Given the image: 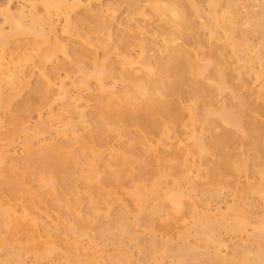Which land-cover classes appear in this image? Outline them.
<instances>
[{
  "label": "rangeland",
  "instance_id": "rangeland-1",
  "mask_svg": "<svg viewBox=\"0 0 264 264\" xmlns=\"http://www.w3.org/2000/svg\"><path fill=\"white\" fill-rule=\"evenodd\" d=\"M49 1L53 0H0V38H2V33H8L6 35L8 41H10L6 48L0 42V88L6 89L7 94L18 92L17 101H15L17 103L27 97L39 83L43 84V81H45L48 88L45 87L49 91H47L49 94L47 95L48 99H52L47 100L48 102L45 101V104H43L44 102L38 105L35 104L36 107H33L28 113L29 117L26 121L27 127L29 126L28 130H17L18 133L14 132L15 134L13 133L14 135L11 138H7V132L12 127L10 123L7 120L0 123V158L5 153L10 158L18 159L25 155L26 152L28 153L32 150L35 152L45 146V144L57 139H70L71 142L75 143L79 135H83L93 129L91 121L92 112L98 102L95 99L96 95L105 94V97L109 98V95L104 93L102 86L110 88L109 90L111 91L114 90V93L119 95H122L124 93L122 91L126 89L124 88L126 84L116 80V73L122 64L120 59L122 53H124V49L120 48V46L118 47L119 39H116L120 33L126 34L130 30L132 32H129L132 35L136 34V37H138H134L133 46L127 48V52L133 61L134 68L132 65L131 68L137 76H142L145 71L149 72L148 69L150 67L154 70L157 69L160 56L162 55L161 58L166 59L169 55V51L165 49V44L171 37L169 35L172 29L169 28H172V26L168 23L166 24V20H161L153 11L154 3L156 1L161 2V0H139V2L136 1L138 4L135 2V4L133 2L128 4L127 1V4H123L122 2L121 6L114 11L115 14H113L112 10V6L116 2L114 0H66V5L61 7L47 6ZM166 1L162 0V4ZM212 1L181 0L186 7L190 8L187 11H190L191 17L196 20L201 40L206 43L209 40L216 46L224 47L229 55L226 56L228 59L225 58L226 62H229L235 73L239 72L246 79L247 86L241 87L240 90L238 89V98L234 99V103H238L240 98L247 95V97L250 96L249 100L255 105L264 106V77L260 79L256 77V72H259L264 64V0H241L237 2L238 16L236 15L231 21L234 29L232 28L231 34L227 33L229 35L226 34V29H224L226 28V23L221 20V23H224L222 24L224 25L223 28L220 19L219 21L217 20L219 16L221 17L228 10V4L231 0H218L215 5ZM76 2H78L77 5H75ZM190 4L192 5L189 7L188 5ZM111 10V14L115 16L113 20L110 14ZM7 11L10 12V16H14L17 20L16 24H14L15 20H13V17L14 23L7 19ZM95 11H101L106 14L109 22L107 23L108 27L106 26L102 29L103 31L100 30L92 34L93 44L90 43V51L92 52L90 63L84 64L79 70L66 69V67L64 69L60 68L56 76H49V71L65 58H68L70 52H73L76 49L75 47H77L76 42L80 34L75 20L85 13ZM22 13L24 15L20 19L23 20L22 24L25 25L31 22L34 14L44 20L43 24H37V28L42 30L45 35L31 33L23 34L21 37H19L20 35L14 36L13 33L16 31L17 24H19L18 16ZM171 13L172 17L173 14L177 16L176 13L178 12L173 11ZM252 13H255L256 16L260 14L261 17H257V20L256 18L251 19L250 14ZM171 17L170 15L168 16V18ZM212 34L215 35L213 36ZM180 40L171 42V45L175 44L174 46H176ZM55 41L63 43L66 46V51L65 53L64 51L57 52L56 56L47 58L46 61V58L44 59L45 53L52 48V44ZM238 42L241 43L240 46L242 47L244 45L249 46V50L247 49V52L243 53L246 61L243 59V55V58L241 56L239 60L237 56H233V46L235 47L234 44L236 43L239 45ZM180 43L182 42L180 41ZM207 49L208 45L204 50ZM199 51L203 57L208 54V51H205L204 54L203 50ZM145 58H148L146 60L149 64L147 70L142 66L144 65L142 61L144 62ZM43 59L47 62L44 65L45 70L44 68L42 69L41 65ZM117 60H120V64L117 63ZM98 61L102 64V69L96 71L94 63ZM151 68L150 71L153 70ZM100 72L103 73L100 74ZM13 74L17 76L16 82L11 81ZM98 74L100 75L97 76ZM209 82L210 84L214 82L213 85H216L215 80L211 79ZM222 93L220 94L221 96L219 95L220 99L217 98L218 101H214V105H217L216 107L219 105L221 108L222 102L228 100L230 92L228 93L227 90L224 94ZM166 99L169 102L175 101V103L180 101V97H176V95L168 96ZM181 104L187 108L192 105V102L182 101ZM209 116H211L210 120L216 118V115ZM90 119L91 121H89ZM201 122L198 121L197 125H193V131L192 126L190 127L191 136L204 133L205 138L207 136V139L209 138L210 140L214 131L210 130L209 124L206 123L207 126H205V123ZM42 126H46L45 129L43 127L44 131ZM226 127L230 126L225 125L224 128ZM219 129L215 131L218 132ZM186 133L180 135L182 138L179 136L165 138L159 145L156 144L157 142L153 141V143L157 145L156 148H158L159 154L179 146H184L185 150H188L193 138L191 137L190 139L188 133L187 135ZM120 142L119 139L110 137L103 148L104 157L107 160L110 158L109 162H113V164L114 159L117 160L122 153H120L122 151ZM260 144L263 146L264 140ZM78 145L80 146V144H75L74 147L76 146L77 149L79 148ZM184 147L182 148L184 149ZM155 152L147 155L150 160L154 161L158 158V151L156 150ZM204 154V157H194L189 154L190 164H188L192 168L190 166L188 170L186 169L187 167L185 168V173L188 176L186 180H178L182 184L181 187L183 186V193H185L179 203L172 202V199L170 200L168 197L166 198L167 187L171 186L173 180L175 181L176 179L169 174L157 182L152 178L153 175L146 183L129 181L126 187L120 189L118 193L119 200L116 203L113 202L114 204L111 203L109 206H103V204L99 206L97 204L95 210L92 209L87 197L79 198L77 204L79 202L80 204H76L74 210L80 214L82 213L81 215L89 223L84 228L80 226L83 230L80 227L78 228L75 218L73 217L74 220L71 218L72 212L70 213L67 201H62L60 208L57 205L54 206V204L53 206L50 205L54 210L50 209L51 207L47 211L40 209L41 214L37 210V213H39V219L37 218L38 227L40 226L37 232L39 230L38 234H40V230H42L44 233L46 227L43 229L41 227L48 224L51 228L50 224L53 225L57 222L56 219H60L61 222L59 221L58 224L61 225V230H64L61 231L58 224L57 227L59 226L58 230L59 232L61 231V236L64 238V240L62 238L64 242L61 240V246L59 245L62 250L57 247L51 254L45 253L44 251L46 250L44 249L47 247L45 244L50 243L51 239L43 236L42 233L41 236L43 237H38L36 241V237L32 240L29 238L32 242L22 238V241L21 239L20 241L17 240V244L15 243L16 240L11 242L12 240L6 239L0 243V264H192L194 260V263L197 262L198 264H229L231 261L234 264V262H237L235 260L242 257V260L246 259L248 264H253L254 257L257 256L259 251L264 249V240L257 239L254 236L258 229L256 227L260 225V219L262 220V217H264V185H260L258 191L255 190L249 194L248 192L246 194V188L244 189V187L249 184L252 186L253 184L259 185V173L257 174V170L259 171L261 166H264V163L262 161L263 164L260 167L258 166L259 164L253 163L247 173L241 172L237 177L229 175L228 180L236 182L234 185L228 182L217 184L204 175L205 171L203 172V170L207 171V168L204 169V167L211 164V155ZM201 155H203V152ZM33 183L34 186L38 184L37 181ZM136 188H140L143 192L142 199H139L133 193ZM68 196H71V194ZM74 196L72 194L69 198ZM50 198L52 199V195ZM4 200L1 202V207L3 208L10 205L8 200ZM12 204L14 209L9 208L11 209V216H13L14 212L17 216L26 214L21 205L15 210L18 205L11 202L10 206ZM238 208L244 213L242 214L239 211L237 213ZM142 211L151 215L149 222H140L138 220ZM236 214L237 216L240 215L239 218L242 223V228L240 229L232 228L237 218ZM31 215L27 216L29 221L33 218ZM55 215L57 216L56 219L53 218ZM119 215L125 217L129 231L126 234L122 233L123 235L109 237L110 231H108V227L113 223L115 225L119 223L117 221ZM206 218L207 220L209 218V224H207L208 222L203 223ZM50 221H54V223ZM200 224L203 225L201 226ZM106 232H108V235ZM65 235L67 236L65 237ZM45 241L48 242L46 243ZM28 244L31 249L28 248ZM32 245L35 248L38 246L39 249L36 248L38 250L35 251ZM185 248H189L192 251H188L186 258L179 251ZM17 250L21 251L22 256L18 254ZM178 251L180 254H178ZM202 253H206V257ZM210 253H217L216 255L218 257L220 255L221 260L219 258L217 259L220 261L210 258ZM180 255L189 262L186 260L179 262ZM199 256L203 258L201 259ZM247 258H250V260ZM263 261L264 259L258 263L254 260V263L264 264Z\"/></svg>",
  "mask_w": 264,
  "mask_h": 264
},
{
  "label": "bare ground",
  "instance_id": "bare-ground-1",
  "mask_svg": "<svg viewBox=\"0 0 264 264\" xmlns=\"http://www.w3.org/2000/svg\"><path fill=\"white\" fill-rule=\"evenodd\" d=\"M114 1L116 2H114L115 4L112 6L113 12L121 6L122 2L123 4H127L126 1L128 4L132 2L138 4L139 2V0ZM239 1L241 0H231L228 4V10L221 17H218L217 21L220 19V23L221 20L226 23V28L222 25L224 23H221V26L226 29V34H231L232 32L233 26L231 25V21L236 15L238 16L237 2ZM212 2L215 5L218 3V0H213ZM165 3L162 4V0L161 2L156 1L153 5V11L161 20H166V24L168 23L172 26V28H169L172 29L169 35L171 37L165 44V49L169 51L168 57L162 59L161 55L157 63V69L154 70L150 67L153 69L151 71L150 68L148 69L149 64L148 61H146L148 58H145V63L142 61L144 64L142 66L145 70L148 69L149 72L143 71L144 73L142 76H137L131 68V65L133 67V61L127 52V48L133 46L134 37H138H136V34L132 35L130 33L132 31L130 30V32L127 31L126 34L120 33L121 36L118 35L116 38L117 40L119 39V45H117L124 49V53H122L123 58L121 57L120 59L122 60V62H120L122 64L120 65L121 69L119 68V71L116 73V80L126 84L124 85L126 89L122 91L124 92L122 95H119L114 93L113 89V91H111L109 90L110 88L108 89L102 86L104 93H107L109 98H106L107 96L105 97V94L96 95L95 99L98 100V102L95 110L92 112V121L91 119L89 120L93 125V129L90 132L88 131L83 135H79L75 143L71 142L70 139H57L56 141H51L35 152L34 150L28 153L26 152L25 155L18 159L10 158L3 153L0 158V243L4 242L6 239H9V241L12 240L11 242L16 240L15 243H17V240L20 241L21 239L22 241V238H26V241H28L29 238L32 240L35 239V237L36 241L38 237L46 236L48 238L50 237L51 242L49 243L47 241V243L45 241L47 247L45 248L44 246V250L46 251H43L47 254H51L59 245L61 246L64 240L61 236V231L64 229L61 230V225L58 224L60 219H56V214L53 218L56 219L57 222L54 223L55 220L53 222L50 221L54 223L53 225L49 223L52 227L50 228L47 224L49 227H41L42 229L46 227L47 230H44L45 234L42 230H40V232L43 236H41V233L38 234L39 230L37 232V229H39L40 226L38 227L39 224L37 220L39 219V213H37V210H39V212L41 210L47 211L49 207H51L50 205L53 206V204L60 208L61 202L67 201L68 203H66L69 205L68 208H70V213L72 212L71 218L73 220L75 218L78 228L80 226L84 228V226L89 223H87L86 218L81 215L82 213L80 214L74 210L79 198L84 196L87 197L94 210L97 204L99 206L100 204L109 206L111 203H116L119 200L118 193L120 189L126 187L129 181H141L146 183L152 175V178L156 182L167 177L169 174L176 178H174L175 181L173 180V184L167 187L166 198L168 197V199H172V202L179 203L181 197L185 196V193H183V186L181 187L182 184H180L178 180L183 181L188 177L187 173H185V168L187 167L186 169L188 170L190 166L188 159L189 154H192L194 157H204V153L211 155V164L204 167V169L207 168V171L203 170V172L205 171L204 175L206 177L208 176L209 180L217 184L228 182L234 185L236 182L228 180L229 175L237 177L241 172L247 173L251 169L253 163L259 164V167L264 163V145L262 146L260 144V142L264 140V106L255 105L249 100L250 96L247 97V95L246 97L243 96L240 98L238 103H234V99L238 98V89L240 90L241 87L247 86V81L239 72L235 73L229 62H226L227 60H225V58L229 56L226 52L227 50H225L224 47L212 44L209 40L207 43L201 40L202 38L199 36L196 20L191 17L190 11H187L190 8L186 7L181 0H167ZM77 4L78 2H76L75 5ZM64 5H66V0H53L47 3V6L55 7ZM191 5L192 4L188 6L190 7ZM173 11L178 12L176 13L177 16L175 14L172 15V17L175 16L174 18L171 17V12ZM191 13L193 14V12ZM113 14H115V12ZM23 15L22 13L18 16L19 19L17 18L19 24H17L16 31L13 33L14 36L20 35L19 37H21L23 34L31 33L45 35L42 30L37 28V24H43L45 22L44 20L34 14L31 22L25 25L22 24L23 20H21ZM169 15L171 18H168ZM6 16L12 23H14L13 20H15L14 24H16L17 20L14 16H10V12L7 11ZM250 16L252 17L251 19L256 18L257 20L260 14L256 16L255 13H252ZM111 17L112 20L113 17L115 19V16L112 14ZM249 21L251 22L250 18ZM108 22L109 19L107 15L103 14L101 11L85 13L83 16L78 17L75 20L76 27L79 29L78 32L80 34L76 42L77 47H75L76 49L74 48L75 50L73 49V52H70L68 58H65L49 71V76H56L60 68L64 69V67H66V69L79 70L84 64L86 65L92 58V52L90 51L92 34L104 29ZM166 32L164 33L166 34ZM214 32L217 34L216 31ZM6 34L2 33V38H0L1 45L5 48L10 42ZM179 39H181L180 41L182 43L179 41L176 46H174L175 44L173 46L171 45V42L175 40L178 41ZM238 44L239 45L236 43L234 44L235 47L233 46V56H237L239 60V58L242 55L244 56L245 52H247V49L249 50V46L244 45V47H242L240 46L241 43L238 42ZM207 45L208 49L204 50L207 48ZM199 50H203V54L205 51H208V54L206 53L207 56L205 55L206 58H204L205 56L203 57L202 54L200 55ZM61 51L65 53L66 46L59 41H55L52 44V48L45 53L44 59L46 58L47 61V58H52L57 55V52ZM243 56L241 58H243ZM44 59L41 64L42 69L44 65L47 64ZM243 59L246 61L245 56ZM119 61L117 60V63H119ZM94 68L96 71H99L102 69V64H100L99 61L95 62ZM112 70L114 69L112 68ZM101 73L103 72H100V74ZM256 73L257 79L264 77V64L261 70ZM211 79L216 81V85H213L214 82L210 84L209 80L211 81ZM16 80L17 76L13 74L11 76V81L16 82ZM43 82V84L39 83L37 86L35 85L36 87L28 96L17 103L15 101H17L16 96L18 92L7 94L5 91L6 89H3V87L0 88V123L7 120L12 126L7 132V138H11L17 130H28L29 126L27 127L26 121L29 117V111L32 110L33 107L35 108L39 103L42 104L44 102L43 104H45V101L51 99H48V87L45 81ZM227 90L228 93L230 92L229 95L227 93L228 100L222 102L221 108L219 105L216 107L217 105H214V101H218L217 98L220 99L219 95L222 92V94H224ZM173 95H176V97L179 96L181 102H169L166 99L168 96L170 97ZM182 101H190L192 105L186 108L181 104ZM209 115H216V118L210 120L211 116ZM198 121L205 123V126L209 124L208 127L212 128H210V130L214 131H212L213 133L211 134L210 140L209 138L207 139V136L205 138L203 135L204 133L191 136L190 127L192 126L193 131ZM91 123L89 124L91 125ZM225 125L230 127L224 128ZM43 127L44 126H42V130L44 131L46 126L44 129ZM216 129H219V131H215ZM186 131L189 138H193V142L191 141L188 150H185L186 148L184 146H182L184 149L179 146L159 154V150L156 146L159 145L161 141L173 136L181 137L180 135H184L182 133H186ZM110 137L119 139V142L121 141L120 146L122 147V151H120V153L122 152L121 156H119L117 160L114 159V164L113 162H109L110 158L107 160L103 153V148L108 143V138ZM153 141L157 142V145H154ZM75 144H80L81 147L78 145L79 148L76 149V146L74 147ZM156 150L159 154L158 158L154 161L152 159L150 160L147 155ZM202 152L203 155H201ZM258 173L259 185H257L256 182V185L253 184V186L251 184L248 186L245 185L244 189L246 188V194L247 192L249 194L252 193V191H258L260 185H264V166H261L259 171L257 170V174ZM237 180L239 181V179ZM36 181L38 184L34 186L33 182ZM133 193L136 194L139 199H142L143 192L140 188L134 189ZM49 194L50 196L52 195V199ZM69 194H71V196L74 194L75 196L69 198L71 197L68 196ZM4 199L8 200L10 205L11 202L18 205L15 210L21 205L26 214L23 216L19 215V217L14 212L13 216H11V209H14V205L12 204V206L9 205L10 207L8 206L5 208L1 207V202ZM78 204H80V202ZM50 209L53 208L51 207ZM239 209L240 208L237 209V213H242L241 209ZM29 214L33 215H31V217H33L31 221H29L27 217ZM150 217V214L142 211L138 220L140 222H149ZM236 217L232 228L240 229L242 228L241 219L239 218L240 215L237 216L236 214ZM204 220L203 223L208 222L207 224H209V218L208 220L207 218ZM117 221L119 222L118 224L115 225L113 223L108 227V231H110L109 237L115 235L119 236L122 233L126 234L129 231L126 219L123 215H119ZM57 224L60 226V232ZM256 228H258V231L256 230V235L254 236H256L257 239L264 240V217H262V220L260 219V225ZM80 229L83 230L82 227H80ZM106 233L108 235V232ZM36 234L38 235L36 236ZM65 234H67V232H65ZM66 236L67 235H65V237ZM31 240H29V242ZM9 241L7 242L10 243ZM28 248L31 249L30 246ZM36 248H38V246ZM36 248L34 249L35 251L39 249ZM59 248L61 249V247ZM179 251L185 258L187 257L186 254L188 255V251L192 252L189 248ZM17 252L22 256L20 250H17ZM180 252L178 254H180ZM216 254H211L210 258L212 257L214 260L220 261V255L218 257ZM182 255L179 256V262L183 260L187 261ZM247 256L249 257V255ZM204 257H206V255ZM199 258L202 259L203 257L199 256ZM242 258H240L241 260H235L237 262L233 261L234 264H248L247 260H242ZM263 259L264 249L259 251L257 256L254 257V260L258 263ZM248 260H250V258ZM254 260L253 264H256ZM194 261H192V264H198L197 262L194 263ZM229 264H232V261Z\"/></svg>",
  "mask_w": 264,
  "mask_h": 264
}]
</instances>
